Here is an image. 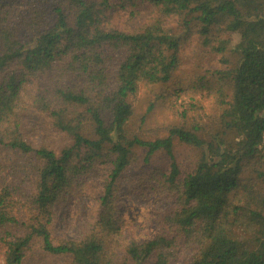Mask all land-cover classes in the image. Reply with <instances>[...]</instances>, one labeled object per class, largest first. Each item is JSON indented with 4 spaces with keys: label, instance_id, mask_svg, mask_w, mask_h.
<instances>
[{
    "label": "trees",
    "instance_id": "obj_1",
    "mask_svg": "<svg viewBox=\"0 0 264 264\" xmlns=\"http://www.w3.org/2000/svg\"><path fill=\"white\" fill-rule=\"evenodd\" d=\"M131 4L149 10L146 21L112 27L113 13ZM231 34L235 59L213 73L220 134L208 141L195 123L153 140L128 133L130 97L173 81L184 41L198 35L222 55ZM174 140L202 151L188 171ZM0 152L36 171L32 193L19 177L0 187L5 264H22L35 241L71 264H174L182 248L192 250L184 264H264V0H0ZM11 165L20 177L27 170ZM100 166L108 170L90 229L55 242L58 213ZM134 169L137 193L173 206L145 240L124 238L133 221L120 190ZM247 170L259 184L242 179Z\"/></svg>",
    "mask_w": 264,
    "mask_h": 264
},
{
    "label": "rangeland",
    "instance_id": "obj_2",
    "mask_svg": "<svg viewBox=\"0 0 264 264\" xmlns=\"http://www.w3.org/2000/svg\"><path fill=\"white\" fill-rule=\"evenodd\" d=\"M119 1L121 0H111L114 3ZM131 12H134L136 18H131L133 17ZM148 15V9L137 5L133 8L131 4L122 11L113 13L111 26L121 31H132L144 23ZM172 27L173 33H180L176 23ZM223 39H227L229 44L226 47L227 51L225 50L222 55L200 45L198 35H192L184 41L179 51L180 67L175 72L173 81L165 87L156 86L154 89L143 87L135 96L130 97L133 115L127 125L128 133L144 140H153L167 137L168 128L171 126L190 127L195 123V126L202 128L208 141L213 135L220 134L223 131L221 115L224 106L220 105L217 98L215 78L218 77L213 73L220 69H229L235 59L233 50L239 42V37L231 34L224 36ZM151 104L153 109L148 111ZM227 139L231 143L235 142V137L231 133L228 134ZM173 143L177 161L180 162L183 171H188L193 162L201 157L202 151L180 144L177 140ZM12 161L21 168H27L21 177L13 174ZM107 170V166H100L93 174L86 177L77 191L78 195L58 213L52 229L55 242L78 241L87 234L96 210V198L101 193ZM135 170L125 176L120 190V195H124L126 202L127 222L133 221V224L128 223V227L124 230V238L145 240L154 233L156 219L169 214L173 206L168 198H162L154 203L137 193L134 183ZM35 173L29 159H15L0 152V187L3 183L19 177L27 187L25 191L32 193ZM243 178L250 179L256 184L260 183L256 175L249 170L244 173ZM260 187L264 191V181ZM12 233L20 232L12 230ZM234 233L241 243L248 245L252 242V237L240 227L234 228ZM191 251L182 248L174 264H184L190 257ZM0 264H5L2 248H0ZM22 264H71V261L44 254L35 241L24 252Z\"/></svg>",
    "mask_w": 264,
    "mask_h": 264
}]
</instances>
